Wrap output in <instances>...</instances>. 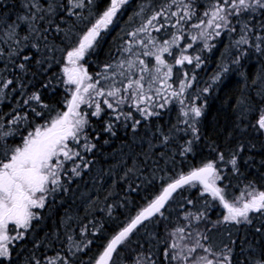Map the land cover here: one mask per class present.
I'll use <instances>...</instances> for the list:
<instances>
[{"label":"trees","instance_id":"1","mask_svg":"<svg viewBox=\"0 0 264 264\" xmlns=\"http://www.w3.org/2000/svg\"><path fill=\"white\" fill-rule=\"evenodd\" d=\"M182 1L129 0L113 24L101 31L91 54L77 61L92 78L84 86L99 81L90 90L93 103L81 108L87 124L76 140L65 142L70 155H79L65 160L61 154L58 184L47 185L56 191L47 194L43 208L35 209L37 217L21 230L22 238L10 244V255L0 264H96L111 238L163 188L209 162L221 177L216 186L227 202L241 206L249 193L264 191V130L257 125L264 111V10L230 16L229 27L217 29L207 23L211 17L204 16L217 0H185L180 8ZM148 2L156 11L137 15ZM39 3L48 7L47 0ZM52 3L67 5L68 0ZM109 3L85 0L84 8L73 9L78 15L59 7L55 15L40 13L45 19L36 21L32 27L38 31H33L18 21L28 11L22 0H0V135L10 133L0 139V152L4 146H22L29 133L49 127L68 111L76 86L67 83L64 72L65 67L72 68L67 51ZM153 14L161 26L158 30L179 26L176 35L192 58L183 64L184 74L193 81L187 96L169 99L161 110L146 115V110L142 114L140 107L122 97L126 86L115 77L117 72L110 71L122 55L127 57L123 45L131 33ZM13 22L18 24L14 32L7 27ZM242 35L247 44L237 43ZM9 80L12 84L4 87ZM117 87L115 97L107 95ZM96 90L104 95H95ZM34 95L39 100L32 99ZM105 100L113 105L111 109ZM96 104L102 111L93 116ZM192 107H200L202 115L194 118ZM108 125L111 129L105 131ZM227 214L223 202L198 180L181 185L160 213L143 221L117 246L108 264H205V260L254 264L264 256V212H250V222L240 223L224 221ZM175 253L180 257L171 260Z\"/></svg>","mask_w":264,"mask_h":264},{"label":"snow or ice","instance_id":"2","mask_svg":"<svg viewBox=\"0 0 264 264\" xmlns=\"http://www.w3.org/2000/svg\"><path fill=\"white\" fill-rule=\"evenodd\" d=\"M47 2L48 7L44 8L43 5L39 3V0H22L21 6L28 11L26 14L19 16L18 21L26 22L30 29L38 31L32 27L33 24L38 20H44V14L50 16L55 15L57 7L67 11L70 15H78L73 9L85 7V0H68L67 5H54L52 0H47ZM127 3L128 0H110L106 10H104L102 14H99L98 18L95 19V22L92 23L90 27H87L82 36H78L76 44L70 51H67V60L69 64L72 65V68L65 67L64 72L68 75L67 83L76 86L75 91L72 92L71 99L68 101V111L54 119L50 127H45L43 130L37 127L34 134L29 133L28 137L23 140L22 146H17L12 149H8L7 146H4L3 151L0 152V155H3L5 158L4 160H0V257H9L10 244L20 240L23 236L22 232H17L14 236H9V225L12 224L14 226L13 230H15V228H29L31 221L38 215L33 212L32 209L43 208L47 194L56 191V188L49 189L47 185L49 181L52 185L58 184L57 169L62 166L63 162L57 161L56 164H53V157H58L63 154L65 160H71L73 155H79V153L70 155L69 151H66L67 144L65 142L69 138L76 140L78 138V133H80L87 124L86 119L77 111V108L80 104L85 103L84 94L89 93L90 90H95L96 84L99 83V81L87 84L81 89L85 81L91 80L92 78L88 75L87 69L77 66V61L84 58L86 53L91 54L96 44L99 43L101 31L108 29L109 26L113 24L114 17L117 16L118 10ZM188 7V5H185V8ZM257 9L264 10V0H223V3L217 0L209 11L204 13V16L211 17L207 21L209 25L215 24V28L217 29L221 27L228 28V17L239 15L248 10L254 13ZM156 15L159 16L161 13H157ZM173 15H175V13H173ZM155 18L156 17L153 16L152 19L148 21V24H151L152 20ZM180 19L184 20L185 17L181 16ZM217 21L223 22V24ZM48 23H51V20H49ZM177 23H179V21ZM203 23L204 20L201 19V24ZM7 27L14 32L18 24L13 22L8 24ZM193 27L199 28L200 25H193ZM262 27H264V25H262ZM244 28L245 30L248 29V25L246 24ZM231 30L235 31L234 28ZM57 31H60L58 26ZM144 31H146V28L142 26L137 29L136 32L131 33V35L135 36L138 32ZM215 34L219 36L220 32L217 31ZM201 35L203 36L205 34L201 33ZM193 39H195V37H193ZM257 39L259 40L260 37L257 36ZM175 42V39H173L172 43ZM248 42V39H246L244 35L237 41L238 44H247ZM167 43L166 41L165 46L159 49L158 52H168L169 48L167 47ZM255 48L256 51H260L259 44H256ZM130 50L131 49H127V51ZM144 55H155L157 63L160 65L164 64V60L158 53L146 52ZM23 59L27 61L29 57L24 56ZM184 61L191 63L192 58L184 55L180 59H176L175 63L180 65L183 64ZM197 61H199V57H197ZM124 63L125 61H120L121 65ZM127 63L129 70L135 67L130 60L127 61ZM140 63L143 64L144 62L140 61ZM197 66H199V64H197ZM19 67L23 69L25 68V64L22 63ZM112 67L113 65H106V68ZM140 71L145 72L147 69L141 68ZM158 71L159 69H157V72ZM171 72L172 68L168 67V72L165 73V76L169 75ZM120 75L123 76L124 73L121 72ZM142 79L143 77L135 81H130L128 88H131L132 85L135 84L137 90H142ZM10 84H12L11 80L7 81L4 87ZM119 91L120 89L114 88L108 91L107 95L115 97ZM183 91L184 84L181 82L180 92H174L173 95H179L183 93ZM204 91H207V89ZM95 95L103 96L104 91L96 90ZM32 99L39 100V96L34 95ZM104 103L107 104V107L110 109L113 107L107 100H105ZM181 103L183 102L181 101ZM161 107H163V105H161ZM101 111L100 105L96 104V111L93 112L92 115L98 116ZM140 111L144 114L143 109ZM190 111L194 118L202 115L200 107H192ZM153 114L155 113H146V115ZM37 115H39V113ZM184 116H188V112H184ZM117 119H119V117H117ZM185 122L187 123V121ZM138 123L139 121L134 122V124ZM257 125L259 130H264V111L261 112L257 120ZM110 129L111 125H108L105 131H109ZM192 131L195 132L196 130L193 128ZM8 135H10V133L5 132L0 135V139ZM221 159H223L222 156ZM231 163L235 165V159H233ZM72 171L76 175H79L76 168H73ZM219 179H221V177L217 174L216 168L212 162H209L203 167L193 170L187 176H181L173 183L168 184L167 187L163 188L160 195L156 196L147 207L142 209L126 226L111 238L104 248L103 253L96 261V264H108L117 246L121 245L126 238L133 233L138 225H141L143 221L152 217L154 214L160 213L172 192L180 188L181 185L188 184L193 180H198L204 185L205 191L211 192L214 197H218L223 202L228 212V214L224 216V221L226 222H250V212H264V191L258 194L249 193L250 199L243 202L241 206H237L235 203H229L225 200L223 190L216 186V181ZM38 193L40 195H37ZM178 231L182 232L183 229H179ZM69 239L71 238L69 237ZM172 247L175 248L176 246L173 245ZM228 252L230 253L231 249H228ZM165 256H169L167 249L165 250ZM179 257L180 253L170 255L171 260H177ZM227 259L226 256L225 260ZM205 264H213V261L205 260ZM217 264H220V262L218 261ZM228 264H230V261H228ZM254 264H264V256L256 260Z\"/></svg>","mask_w":264,"mask_h":264},{"label":"rangeland","instance_id":"3","mask_svg":"<svg viewBox=\"0 0 264 264\" xmlns=\"http://www.w3.org/2000/svg\"><path fill=\"white\" fill-rule=\"evenodd\" d=\"M184 3L185 0H183L182 4H180V8L181 6H184ZM183 8L184 7H182L181 11L184 10ZM155 9L156 7L154 6V4H152V2H148L143 5V7H141L139 10H137V15L142 12H155ZM153 16L156 17V15L153 14L150 16L149 19L145 20V22L140 25V27L144 26L146 28V31L138 32L135 36H132L130 40L128 39L127 43L123 45V49L125 48L126 51L127 49H131L130 51H127V57H125V54L124 57L122 55L120 61H125V63L121 65L119 62L113 70H109L110 72H117V74H115V77H119L118 79H121L122 83L126 86L123 89L122 97L131 102H134L136 107H140L141 109L146 110V113H155L161 110L162 103L165 104V101H168L169 99L187 96V91L193 81L192 77H187L184 74L183 64H185L186 61H184V63L180 65H177L175 63L176 59H180L182 56L186 55L184 53L186 45L184 44L183 46H181L182 37L176 35L179 26H173L169 30L164 29L166 32L161 29L158 30L161 26L156 21V18L152 20L151 24H148V21L151 20ZM139 28H135L134 32H136V30ZM154 30H157V35L153 34ZM173 39H175V43H172ZM166 41L168 42L167 47L169 48V51L158 52L159 49L165 46ZM126 51L124 50V52ZM146 52L158 53L164 60V64H158L155 55H144V53ZM129 60L132 61L135 65V67L131 70H129L127 63V61ZM140 61H143L144 63L141 64ZM168 67L172 68V72L169 75L165 76V73L168 72ZM141 68H146L147 71L141 72ZM157 69H159L158 72ZM121 72L124 73L123 76L120 75ZM141 77H143V79L141 80V84L143 85L142 90H137V86L135 84H133L131 88H128L130 81L141 79ZM112 80L117 79H113L112 77ZM181 82H183L184 84V91L183 93L174 96V92H180ZM83 87L84 85L81 87V89ZM84 96L85 103L80 104L77 108V111L80 112L81 115L85 118V115L81 108L89 106L93 103V101L90 97V91L89 93L84 94ZM60 156L53 157L52 163L56 164L57 161L60 160ZM243 202H245V200ZM32 211L35 212L34 209H32ZM13 227L14 226L12 224L9 225V236H14L17 232H22L21 230H23L21 228H15V230H13Z\"/></svg>","mask_w":264,"mask_h":264},{"label":"flooded vegetation","instance_id":"4","mask_svg":"<svg viewBox=\"0 0 264 264\" xmlns=\"http://www.w3.org/2000/svg\"><path fill=\"white\" fill-rule=\"evenodd\" d=\"M129 1V0H128ZM36 208H34V210H35ZM10 247V246H9ZM3 258V257H2ZM2 258H0V260L2 259Z\"/></svg>","mask_w":264,"mask_h":264}]
</instances>
